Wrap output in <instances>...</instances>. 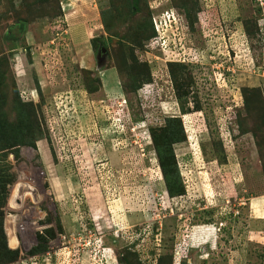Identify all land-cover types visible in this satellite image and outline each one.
I'll use <instances>...</instances> for the list:
<instances>
[{
    "label": "rangeland",
    "instance_id": "rangeland-1",
    "mask_svg": "<svg viewBox=\"0 0 264 264\" xmlns=\"http://www.w3.org/2000/svg\"><path fill=\"white\" fill-rule=\"evenodd\" d=\"M150 1L0 0V115L37 148L0 153V264H264V6L165 0L181 67L144 48ZM170 119L175 197L152 135Z\"/></svg>",
    "mask_w": 264,
    "mask_h": 264
},
{
    "label": "trees",
    "instance_id": "trees-1",
    "mask_svg": "<svg viewBox=\"0 0 264 264\" xmlns=\"http://www.w3.org/2000/svg\"><path fill=\"white\" fill-rule=\"evenodd\" d=\"M130 2H131V13L137 14L139 10L138 0H130ZM185 4L186 3H183L181 7L186 9L187 12H190L188 10L189 7L187 8ZM169 6L172 7V5H169ZM112 12H115V10L113 9ZM200 14L201 12H198V15ZM152 18H153V11L151 10L150 28L152 31V34H151L152 36H150L149 38L148 45L144 47L145 49L146 48L153 49L151 48L150 41L152 42V40L156 36ZM191 23H192L191 25L192 29L194 30L195 22L194 23L191 22ZM25 24L26 22L24 20H21L19 24L17 25L18 26V36H17L16 31H14L15 33L12 32V34L11 33L8 34V36L18 39V37H20L21 32H25L24 31L26 27ZM158 52L161 53L160 50H158ZM169 65L173 66V64H169ZM174 65H178V64L174 63ZM178 66L188 67V65H180V64ZM148 71L150 72L149 68H148ZM94 90L96 91V89ZM176 97L177 96H175V98ZM178 99L181 100V94H180V97H178ZM2 115H0V153H3V154L15 153L17 155L19 152V148L23 145H25V147H32V149L37 150L36 140L31 138L34 135L35 129H34V126H32V124L31 125L28 124V120H30L28 115L26 113H22L20 117L18 116V114H16L14 118L15 119L14 124L11 123L12 121L9 117H6V118L4 116L1 117ZM175 121L179 123V125H176V126L174 125V127H172L173 125H171V122H175ZM26 124H28L29 126H27ZM152 135H153L154 150L156 151V154L158 155L159 164L161 168L160 173L162 175V178L165 181L168 194L172 197L181 196L184 194V190L181 184L180 172L178 170L177 162H176L175 155L173 152V144L181 142L182 140H185V134H184V130L181 125V122L178 119L176 120L170 119L168 120V124L166 128L161 129L159 131H153ZM16 159H17V156H16ZM15 221L16 220L13 219V222H12L13 226L15 224ZM13 226L11 227L10 230L5 228L6 229L5 234H6V239L13 246L12 249L15 250L17 247L15 245L14 232L12 231ZM45 251H46V247L44 245H41L40 247H36L35 249H33L31 251V254H38V253L45 252Z\"/></svg>",
    "mask_w": 264,
    "mask_h": 264
},
{
    "label": "built area",
    "instance_id": "built-area-1",
    "mask_svg": "<svg viewBox=\"0 0 264 264\" xmlns=\"http://www.w3.org/2000/svg\"><path fill=\"white\" fill-rule=\"evenodd\" d=\"M164 1L151 0L150 9L153 11V26L156 37L153 40L154 46L161 51L162 58L167 63H183L188 64L195 59V50L188 48L185 44L178 40V25L182 24L180 15L173 8H162ZM260 6H264V0H257ZM173 29L177 30L176 39L173 36Z\"/></svg>",
    "mask_w": 264,
    "mask_h": 264
},
{
    "label": "crops",
    "instance_id": "crops-1",
    "mask_svg": "<svg viewBox=\"0 0 264 264\" xmlns=\"http://www.w3.org/2000/svg\"><path fill=\"white\" fill-rule=\"evenodd\" d=\"M222 2L224 3L225 1L222 0ZM221 7H222V6H220V9H222ZM223 10H224V9H222L221 11H223ZM209 12L215 13V12H216V8L213 6ZM217 12H218V11H217ZM211 15H212V14H211Z\"/></svg>",
    "mask_w": 264,
    "mask_h": 264
},
{
    "label": "clouds",
    "instance_id": "clouds-1",
    "mask_svg": "<svg viewBox=\"0 0 264 264\" xmlns=\"http://www.w3.org/2000/svg\"><path fill=\"white\" fill-rule=\"evenodd\" d=\"M168 8H172V7H168ZM174 9V8H173Z\"/></svg>",
    "mask_w": 264,
    "mask_h": 264
},
{
    "label": "flooded vegetation",
    "instance_id": "flooded-vegetation-1",
    "mask_svg": "<svg viewBox=\"0 0 264 264\" xmlns=\"http://www.w3.org/2000/svg\"><path fill=\"white\" fill-rule=\"evenodd\" d=\"M152 76V75H151Z\"/></svg>",
    "mask_w": 264,
    "mask_h": 264
},
{
    "label": "water",
    "instance_id": "water-1",
    "mask_svg": "<svg viewBox=\"0 0 264 264\" xmlns=\"http://www.w3.org/2000/svg\"><path fill=\"white\" fill-rule=\"evenodd\" d=\"M104 50V49H103Z\"/></svg>",
    "mask_w": 264,
    "mask_h": 264
}]
</instances>
